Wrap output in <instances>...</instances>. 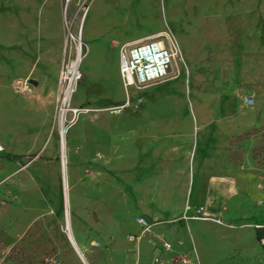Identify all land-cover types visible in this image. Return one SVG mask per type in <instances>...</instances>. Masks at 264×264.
Wrapping results in <instances>:
<instances>
[{
    "label": "rangeland",
    "instance_id": "374dc122",
    "mask_svg": "<svg viewBox=\"0 0 264 264\" xmlns=\"http://www.w3.org/2000/svg\"><path fill=\"white\" fill-rule=\"evenodd\" d=\"M160 34L175 65L125 89ZM0 264H264V0H0Z\"/></svg>",
    "mask_w": 264,
    "mask_h": 264
},
{
    "label": "built area",
    "instance_id": "2783aa9c",
    "mask_svg": "<svg viewBox=\"0 0 264 264\" xmlns=\"http://www.w3.org/2000/svg\"><path fill=\"white\" fill-rule=\"evenodd\" d=\"M74 43V54L64 60L59 74V94L58 104L61 112L65 109L71 110L74 114H79V109L70 108V101L75 92L77 82L81 79V74L77 69L78 62L84 57V43L80 36H71ZM178 55V46L172 39L166 42L159 37L147 39L145 41L128 45L119 53V73L124 83L125 89L133 85L146 86L165 78L168 70ZM17 90L23 94L30 93L31 83L29 80H17L15 83ZM247 105L253 103L252 98H246ZM128 105V100L125 103ZM141 226L148 227L146 222L137 217L135 219ZM134 239L133 237L130 238ZM164 249L169 245L163 243Z\"/></svg>",
    "mask_w": 264,
    "mask_h": 264
},
{
    "label": "bare ground",
    "instance_id": "6f19581e",
    "mask_svg": "<svg viewBox=\"0 0 264 264\" xmlns=\"http://www.w3.org/2000/svg\"><path fill=\"white\" fill-rule=\"evenodd\" d=\"M162 36H165V37H168L166 34H160V35H157V36H155V37H162ZM154 37V38H155ZM168 39V38H167ZM175 62V61H174ZM172 65L174 66L175 64L174 63H172ZM63 114H64V112L62 111L61 112V116H62V119H63ZM61 129H60V140H61V138L63 139L64 138V131L66 130L65 128H63V127H60ZM64 143V142H63ZM63 152V151H62ZM65 153V152H64ZM63 154V153H62ZM65 165V159H64V157H63V159H62V167H65L64 166ZM64 171V170H63ZM65 172V171H64ZM65 176V175H64ZM65 188H66V186H65ZM66 192V191H65ZM67 195L68 194H66V218L68 217L67 216V206H68V198H67ZM68 220V219H67Z\"/></svg>",
    "mask_w": 264,
    "mask_h": 264
},
{
    "label": "crops",
    "instance_id": "0c3cea01",
    "mask_svg": "<svg viewBox=\"0 0 264 264\" xmlns=\"http://www.w3.org/2000/svg\"><path fill=\"white\" fill-rule=\"evenodd\" d=\"M81 23H82V20H81ZM152 38V37H151ZM151 38H147V39H151ZM147 39H139V40H136V41H133L132 43H129V45H133V44H135V43H139V42H141V41H144V40H147ZM115 61H116V63H117V65H118V69H119V54L117 55L116 54V56H115ZM126 104L125 103H121V104H118V105H116V107H124ZM137 217H135V219H136ZM135 219H134V222L135 223H137L136 221H135ZM153 224H155V223H153ZM144 227V226H143ZM149 227V226H148ZM138 239V238H137ZM131 240V239H130ZM132 240H134V239H132ZM163 243H166V242H163Z\"/></svg>",
    "mask_w": 264,
    "mask_h": 264
}]
</instances>
